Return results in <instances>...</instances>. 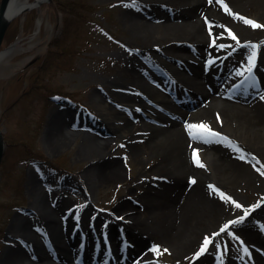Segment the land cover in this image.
<instances>
[{"label": "bare ground", "instance_id": "obj_1", "mask_svg": "<svg viewBox=\"0 0 264 264\" xmlns=\"http://www.w3.org/2000/svg\"><path fill=\"white\" fill-rule=\"evenodd\" d=\"M29 2L11 0L6 15L17 16L18 10ZM225 3L231 11L224 10ZM121 6L130 38H136L134 45L138 46L139 56L117 51L123 58V66L105 84L109 87L107 97L124 110L127 108L132 119L107 108L113 110L111 117L121 118L119 126L127 131L121 139L141 164L137 175L146 184L145 192L150 193L148 184H154L145 172L157 175L158 183L165 181L172 186L159 184V193L156 191L159 200L155 204L160 206L148 216V226L127 202L116 205L132 215L126 225L129 237L123 241L111 234L110 229H100L101 216H88L87 206L68 213L63 211L61 197L42 192L31 178L35 206L13 215L5 232L0 264H157L152 257L145 256L144 249L140 250L148 238L162 239L173 257L187 256L197 247V233L202 235L210 227L209 235L217 233L222 217L239 211V199L244 196L237 188L253 192L264 188V27L258 33V27L242 18L247 16L264 24V0H223V3L220 0H121ZM234 13H240L241 18ZM37 22L40 23L39 19ZM228 28L240 42L260 43L253 68L255 74L238 71L246 67L251 45L237 46ZM253 34H258L255 38L259 41L251 38ZM129 39L118 44L131 47ZM221 43L228 47L220 48ZM13 48L14 44L10 51ZM6 54V50L2 51L0 59ZM230 75L241 78L242 91L232 92L219 82ZM197 87H202L201 92H197ZM189 93L195 99L194 104L183 101L182 95ZM148 106L156 123L145 122L138 113ZM55 117H51L50 126L55 125L52 121ZM80 121L71 115L72 124ZM200 122L222 135L193 136L187 125ZM56 128L57 125L49 130L52 145L64 144L72 134L81 135L80 155L104 157L106 154L110 139L98 127L91 132L56 131ZM111 128L106 131L115 127ZM111 137L116 140L118 136L112 133ZM138 145L142 146L145 157L139 158ZM197 156L203 157L202 163H196ZM144 161L149 162L147 168ZM118 174L119 167H111L102 174L87 173L86 181L93 187L99 180L115 178ZM184 179L189 180L185 186ZM223 193L232 199L226 200ZM139 202V206L146 205L147 209L153 204L145 199ZM255 213L264 220V202L255 210H247L249 215L236 225L237 238L242 240L241 247L247 249L246 255L239 261L226 254L224 264H243L242 259L250 264H264V221H256L259 227L255 225ZM102 234L109 242L99 243L98 254L93 259L92 244ZM80 246H84L82 253ZM210 247L199 255L195 264H212ZM123 252L126 257L122 259ZM76 258L80 262H74Z\"/></svg>", "mask_w": 264, "mask_h": 264}, {"label": "rangeland", "instance_id": "obj_2", "mask_svg": "<svg viewBox=\"0 0 264 264\" xmlns=\"http://www.w3.org/2000/svg\"><path fill=\"white\" fill-rule=\"evenodd\" d=\"M38 19L40 23L37 25ZM258 33L262 30L259 29ZM257 35L253 34L251 38ZM129 38L121 0H44L9 22L0 45L4 49L14 43V48L0 59V130L5 142L0 163V254L5 247V232L13 215L22 214L34 205L31 178L37 181L35 186L42 192L61 197V207L66 213L87 206L88 216L98 218L100 215L98 227L110 229L109 232L120 240L129 237L126 225L132 219L126 210L122 211L124 208L116 207L120 201L127 202L149 225L148 216L160 206L155 204V200H159L156 195L159 184L172 185L165 181L158 183L157 175L145 172L146 178L154 181V184H148L151 192H145L146 184L137 175L141 172V164L121 139L127 131L119 126L121 118L111 117L113 110L108 108L116 110L118 116L132 119L131 112L107 97L109 87L105 84L123 66V58L117 51H129L139 56L138 46L134 45L136 38ZM127 39L132 43L131 47L118 44ZM255 39L259 41V38ZM262 65L264 67V63ZM234 78L235 75H230L219 79V82L221 80L227 87ZM197 89L201 92L202 87ZM184 100L193 101L191 95L184 96ZM148 105L153 103L148 102ZM150 108L148 106L138 113L145 122L156 123ZM53 115L56 116L52 119L55 122L53 126L57 125L56 131L80 129L91 132L98 127L96 129L110 139L104 157L80 155L81 135L72 134L64 144L52 145L48 137L51 135L49 130L53 128L49 124ZM71 115L75 121H80V118V123L72 124ZM106 128L113 131H106ZM112 133L118 136L116 140H112ZM137 149L139 158L145 157L142 146L138 145ZM200 160L203 162V157ZM148 164L143 165L147 168ZM111 167H119L118 176L89 186L87 173L102 174ZM187 180H183V186L188 184ZM237 189L244 196L239 199V204L245 207L238 206L239 211L224 215L217 233H207L212 227L202 235L197 233V247L189 255L173 257L170 247L162 239L155 238L144 240L140 250L144 249L145 256L152 257L157 264H195L198 258L195 253L204 247V239L208 236L210 243L205 250L210 246L213 249L210 255L212 262L214 256L223 258L226 254L240 261L246 255L240 245L242 240L237 238L236 225L241 221L222 229L229 220H236L239 216L245 219L249 215H245L247 210L258 208L264 202V188L257 192ZM143 198L153 202L148 209L146 205H138L141 204L139 201H144ZM255 214L254 224L259 227L256 221L264 220ZM232 232L236 235H231ZM102 235L92 244L98 251L99 243L109 242L107 236ZM154 245H159V248L154 250ZM76 260L74 262L78 263Z\"/></svg>", "mask_w": 264, "mask_h": 264}, {"label": "snow or ice", "instance_id": "obj_3", "mask_svg": "<svg viewBox=\"0 0 264 264\" xmlns=\"http://www.w3.org/2000/svg\"><path fill=\"white\" fill-rule=\"evenodd\" d=\"M209 2H212V0H209ZM221 3H223V0H220ZM224 10L225 11H231V9L229 8V6L225 3L224 4ZM235 16H237L238 18H241V14L240 13H234ZM243 20L252 25L253 27H264V24H258V22L254 19H250L247 16L242 17ZM211 23V22H209ZM227 27V26H225ZM211 30V29H210ZM228 34L231 35L236 41L237 43H241L239 41V37L236 36V33L231 29L228 28ZM220 35H224V33H220ZM213 43H215V40L213 41ZM242 43L244 44H250L251 45V51L249 52L248 56H247V65L245 68L243 69H239L238 71L243 73V72H247L248 74H252L253 73V68L255 66V61H256V56L258 54V49L260 48V43L259 42H253V41H243ZM220 48H226L228 47V45L221 43L219 45ZM187 127L190 130V133L197 137V138H205L204 135L202 134H210L212 136H216V135H222L221 133L217 132L216 130H214L213 128H211L209 125L205 124L204 122H200L199 124H188ZM193 129H196L197 131H192ZM196 160V163L200 164L202 163V161L199 159V157H194ZM193 180L195 179L194 177L192 178ZM215 187V186H213ZM217 191H219V189H217ZM224 196V198L231 200L232 198L230 196H228L227 193H223L222 194ZM238 203V202H237ZM239 207L243 208L245 207L243 204H238ZM251 207H254L251 206ZM245 215H247V213H245ZM244 219L243 216H239L236 218V220H229L227 223L224 224L223 229H228L229 225L240 222ZM231 235L235 236L236 233L232 232ZM210 243V237L206 236L204 239V247H202L197 253H195L196 256H199L201 254V252L205 251L207 245ZM154 250L159 248V245H154ZM245 251H247V249H245Z\"/></svg>", "mask_w": 264, "mask_h": 264}, {"label": "water", "instance_id": "obj_4", "mask_svg": "<svg viewBox=\"0 0 264 264\" xmlns=\"http://www.w3.org/2000/svg\"><path fill=\"white\" fill-rule=\"evenodd\" d=\"M11 0H0V44L1 41L3 39L4 36V32L6 30V27L9 23V21L14 17V15H6V10L10 4ZM39 3V1H38ZM34 5H37V3H35V1L29 2V4L27 6H23L21 7L18 11L21 12L24 9H28ZM2 52V50H0V53ZM3 151H4V140L0 131V161L3 155Z\"/></svg>", "mask_w": 264, "mask_h": 264}]
</instances>
